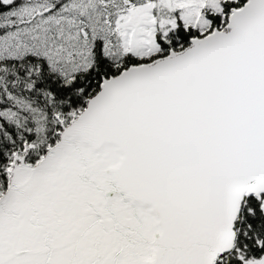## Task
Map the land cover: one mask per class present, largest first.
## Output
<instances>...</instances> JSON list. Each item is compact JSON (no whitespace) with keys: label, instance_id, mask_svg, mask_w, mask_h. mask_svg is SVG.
<instances>
[{"label":"snow or ice","instance_id":"6c2138e0","mask_svg":"<svg viewBox=\"0 0 264 264\" xmlns=\"http://www.w3.org/2000/svg\"><path fill=\"white\" fill-rule=\"evenodd\" d=\"M0 264H264V0H0Z\"/></svg>","mask_w":264,"mask_h":264}]
</instances>
